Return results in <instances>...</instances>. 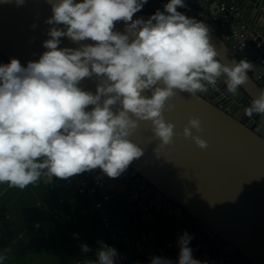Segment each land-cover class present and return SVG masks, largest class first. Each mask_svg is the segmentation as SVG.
<instances>
[{"label":"clouds","instance_id":"clouds-1","mask_svg":"<svg viewBox=\"0 0 264 264\" xmlns=\"http://www.w3.org/2000/svg\"><path fill=\"white\" fill-rule=\"evenodd\" d=\"M14 2L20 7L25 0ZM47 2L46 51L26 66L16 58L0 64V185L23 190L97 169L118 178L143 155L131 139L141 122L151 123L160 146L170 145L180 134L164 111L174 109L170 101L178 93L197 97L222 81L227 93L238 95L253 67L245 59L221 62L209 27L177 10L186 7L184 0H168L147 20L133 17L148 0ZM61 38L79 46L60 47ZM93 78L95 92L85 90L82 82ZM244 114L264 116V90ZM193 129L203 131L198 117L189 118L182 135L207 149ZM191 239L187 232L180 237L178 264H207L193 258ZM100 245L87 264H115L116 249ZM6 258L0 255V264ZM151 264L172 262L154 257Z\"/></svg>","mask_w":264,"mask_h":264},{"label":"water","instance_id":"water-1","mask_svg":"<svg viewBox=\"0 0 264 264\" xmlns=\"http://www.w3.org/2000/svg\"><path fill=\"white\" fill-rule=\"evenodd\" d=\"M219 1L184 0L186 7L213 8L217 14H220L216 6ZM158 9L164 10L160 2L148 0L133 18L147 20ZM178 11L183 13V9ZM51 15L47 0H25L20 7L14 0L10 3L0 0V64L12 58L23 66L30 60H38L46 51L43 41L49 38L47 32L51 26L44 21ZM230 17L235 19L236 29L264 40V0L248 1L238 15L230 14ZM191 18L209 27L211 43L221 62L231 64L245 59L253 67L238 95L227 93L222 81L208 86L206 93H197V97L178 93L170 101L174 109L164 111L165 119L175 124L174 131L180 134L173 137L172 144L160 146L151 132L150 122H141L131 137L143 149V155L128 168L137 173L140 184H149L157 191L154 197H149L150 206L156 211L151 219L156 229L148 261L152 259L158 235L183 230V234L187 232L192 237L191 241L201 240L208 233L220 247L222 240L228 243L229 250L240 259L264 264V116L253 114L249 118L244 114L245 108L264 90V83L257 77L264 74V66L248 47L246 56L234 53L237 40L232 36L231 24L226 32L220 26V19ZM124 27L123 22L116 24L118 31L123 32ZM78 46L61 38L60 47ZM256 53L264 56L260 50ZM81 86L95 92V78L86 79ZM190 117L201 120L203 131H192L208 142L207 149L202 150L183 137V128Z\"/></svg>","mask_w":264,"mask_h":264},{"label":"crops","instance_id":"crops-1","mask_svg":"<svg viewBox=\"0 0 264 264\" xmlns=\"http://www.w3.org/2000/svg\"><path fill=\"white\" fill-rule=\"evenodd\" d=\"M221 1L243 3L242 11L250 0ZM105 190L111 195L105 208L121 234L119 245L131 248L128 239L148 231V221L118 178H109ZM155 229L153 222L152 237ZM161 235L181 237L183 230ZM100 242L114 248L92 198L77 193L64 180L53 178L51 184L40 182L23 190L0 185V255L7 257L2 264H72L81 257H96ZM83 244L90 251L83 252Z\"/></svg>","mask_w":264,"mask_h":264},{"label":"built area","instance_id":"built-area-1","mask_svg":"<svg viewBox=\"0 0 264 264\" xmlns=\"http://www.w3.org/2000/svg\"><path fill=\"white\" fill-rule=\"evenodd\" d=\"M156 1L160 2L163 6L168 2V0ZM216 6L220 14H217L213 8L197 10L196 8L185 7L178 9H183V13L190 17H199L210 21L220 19V26L223 28V31L226 32L230 30L226 28L231 24L232 36L237 40V44L233 45L234 53L240 57L246 56L245 48L248 47V51L256 56V61L264 66V56L256 53V50H260L261 53H264V40H258L257 35L249 37L247 33L236 29L235 19L230 17V14L238 15L240 13V5L236 2L220 0ZM250 41H252V45H249ZM257 77L262 83H264V74H258ZM118 179L121 183L125 184L130 199L141 212L143 219L148 221L150 227L148 231L142 232L139 235L132 236L128 239L131 243V248H123L119 245L121 234L112 226L110 214L105 208L106 202L111 199V195L105 190L109 177L102 174L101 171L97 169L92 172H86L71 177L68 180H64V182L68 187L74 188L77 193L85 194L92 198L94 208L101 218L102 226L118 253L115 258V264H151V260L154 257L165 258L170 260L172 264H178L180 238L176 237L158 235L152 259L150 261L147 259L150 244L153 239L151 235L153 221L151 219L156 215L155 209L150 206L149 197L150 195H153V197L156 195V189L151 188V185L149 184H140L138 182L137 173L130 168H127ZM189 247L192 249L193 258L205 261L207 264H254L249 260L240 259L237 253H234L229 249L221 248L212 241V237L208 233H205L201 240L190 241ZM96 258L97 257H81L76 259L72 264H87L88 261H95Z\"/></svg>","mask_w":264,"mask_h":264},{"label":"trees","instance_id":"trees-1","mask_svg":"<svg viewBox=\"0 0 264 264\" xmlns=\"http://www.w3.org/2000/svg\"><path fill=\"white\" fill-rule=\"evenodd\" d=\"M176 238H180V236H175ZM220 245V244H219ZM221 248H224V249H229V245L228 243H226L225 241H221Z\"/></svg>","mask_w":264,"mask_h":264},{"label":"rangeland","instance_id":"rangeland-1","mask_svg":"<svg viewBox=\"0 0 264 264\" xmlns=\"http://www.w3.org/2000/svg\"><path fill=\"white\" fill-rule=\"evenodd\" d=\"M197 232L199 233V235L200 234L203 235V233H204L202 230H200V231L198 230Z\"/></svg>","mask_w":264,"mask_h":264},{"label":"flooded vegetation","instance_id":"flooded-vegetation-1","mask_svg":"<svg viewBox=\"0 0 264 264\" xmlns=\"http://www.w3.org/2000/svg\"><path fill=\"white\" fill-rule=\"evenodd\" d=\"M201 235V234H200Z\"/></svg>","mask_w":264,"mask_h":264}]
</instances>
